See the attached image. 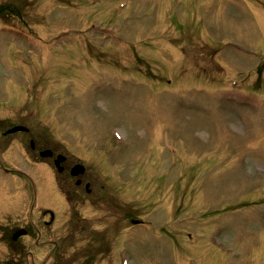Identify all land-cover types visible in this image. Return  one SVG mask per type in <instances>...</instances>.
<instances>
[{"label": "rangeland", "instance_id": "374dc122", "mask_svg": "<svg viewBox=\"0 0 264 264\" xmlns=\"http://www.w3.org/2000/svg\"><path fill=\"white\" fill-rule=\"evenodd\" d=\"M0 3L18 11L0 19V107L10 109L7 117L14 120L25 104L34 113L39 107V119L51 114V136L89 157L112 188L119 183L111 181L123 179L120 197L131 196L130 205L152 220L115 239L114 262L109 253L96 264H264V78L254 71L264 59V0ZM211 49L220 52L211 56ZM50 80L55 95L39 90L37 97H45L33 101ZM121 134L129 144L120 142ZM5 152L0 258L10 253L17 262L11 249L32 248L37 264H80L86 239L54 253L51 245L32 243L35 227L43 239L62 233L61 218L44 225L37 207L63 204L51 162L53 171L31 163L19 146ZM148 171L158 179H141ZM180 174L186 185L174 183ZM231 206L236 209L219 213ZM120 215L99 211L108 220L107 237L121 225ZM17 226H28L33 237L9 247Z\"/></svg>", "mask_w": 264, "mask_h": 264}, {"label": "flooded vegetation", "instance_id": "af4514ba", "mask_svg": "<svg viewBox=\"0 0 264 264\" xmlns=\"http://www.w3.org/2000/svg\"><path fill=\"white\" fill-rule=\"evenodd\" d=\"M26 133H29L30 129L26 128L24 130ZM33 142V144L31 143ZM29 144L32 148L35 147L34 140L30 139ZM44 147H39V150L37 152L39 153ZM55 159V158H54ZM53 161V158H52ZM60 165L62 167L61 177L63 178V181L65 183H68L69 181H73L75 185H77V194H75V197L82 198L84 196H95L97 194V190L95 189V186L93 185V179L92 176L88 173H79L76 175L71 174V167L73 166V162L71 158H65L60 162Z\"/></svg>", "mask_w": 264, "mask_h": 264}]
</instances>
